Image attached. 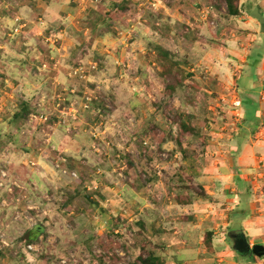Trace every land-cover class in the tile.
I'll return each mask as SVG.
<instances>
[{"label": "rangeland", "instance_id": "rangeland-1", "mask_svg": "<svg viewBox=\"0 0 264 264\" xmlns=\"http://www.w3.org/2000/svg\"><path fill=\"white\" fill-rule=\"evenodd\" d=\"M227 11L0 0V264H165L157 235L213 213L214 197L227 243L247 231L264 246V106L247 123L235 102Z\"/></svg>", "mask_w": 264, "mask_h": 264}, {"label": "crops", "instance_id": "crops-1", "mask_svg": "<svg viewBox=\"0 0 264 264\" xmlns=\"http://www.w3.org/2000/svg\"><path fill=\"white\" fill-rule=\"evenodd\" d=\"M225 6L228 10L226 3ZM239 9L240 14L238 16H231L227 11L224 15L225 21L221 22L223 34L226 36L223 52L230 56L231 61L240 60L244 63L240 73H235L237 76L236 86L239 95L242 96L240 101L235 100V102L242 107L246 103H252L258 109L256 113L258 114L259 109L264 106V102L257 100V97H262L264 92V85H262L261 80L264 76V0H240ZM220 20L222 19L220 18ZM213 49L214 52L217 51L216 46ZM230 70H233L232 66H230ZM247 82L252 86H247ZM251 154H253V149L246 147L238 161V168L243 170V167L248 166V163L252 161ZM238 179L236 182L239 185ZM214 198V202L209 204L208 208L205 207L206 209L210 208L213 213L205 215L202 211L196 216L197 219L177 221L180 224L173 231L157 235L156 238L163 247L160 250V257L163 256L162 262L166 264L165 260L170 259L168 264L252 263L251 260L240 257L233 245L226 242L227 239L220 231V218L212 217L214 213L220 216L222 213L221 210L218 211L219 205L216 197ZM233 209L231 208V210ZM233 215L238 217L244 214L235 213ZM238 233L240 234H234L233 231H230L227 235L229 239H231L230 234L241 238L245 236L251 247L254 246L251 244L253 242L250 233L247 231Z\"/></svg>", "mask_w": 264, "mask_h": 264}, {"label": "trees", "instance_id": "trees-1", "mask_svg": "<svg viewBox=\"0 0 264 264\" xmlns=\"http://www.w3.org/2000/svg\"><path fill=\"white\" fill-rule=\"evenodd\" d=\"M223 1L227 4L228 13L231 16H238L240 14V9H239L240 0H223ZM24 108L27 112L26 113V115H27L29 113V107L25 106ZM243 109L246 112L245 121L247 123H251V122L257 120V117H256L257 114L256 113L258 112V109L256 107H254V105L252 103H246V105H244ZM22 114L23 113H20V115H18V116H21ZM238 183H239V186H242L243 180L239 178ZM36 237H38V235L37 236L35 235L34 237L31 236L30 241H33V238H36ZM139 263L140 264H161L160 259H158L154 255H149L147 258H143V257L140 258Z\"/></svg>", "mask_w": 264, "mask_h": 264}, {"label": "water", "instance_id": "water-1", "mask_svg": "<svg viewBox=\"0 0 264 264\" xmlns=\"http://www.w3.org/2000/svg\"><path fill=\"white\" fill-rule=\"evenodd\" d=\"M230 238L234 240L235 251L241 254L242 256L255 255L258 258H264L263 245H255L251 247L245 236L241 238L239 236L230 234Z\"/></svg>", "mask_w": 264, "mask_h": 264}, {"label": "built area", "instance_id": "built-area-1", "mask_svg": "<svg viewBox=\"0 0 264 264\" xmlns=\"http://www.w3.org/2000/svg\"><path fill=\"white\" fill-rule=\"evenodd\" d=\"M212 8H213V7L208 8V9H209L208 11L211 12V11H212ZM63 173L67 174V171L64 170Z\"/></svg>", "mask_w": 264, "mask_h": 264}]
</instances>
